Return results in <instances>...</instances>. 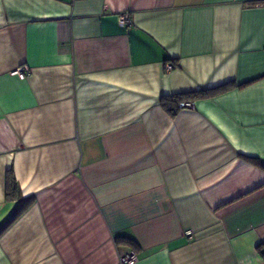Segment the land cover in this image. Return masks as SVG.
<instances>
[{
	"label": "crops",
	"instance_id": "1",
	"mask_svg": "<svg viewBox=\"0 0 264 264\" xmlns=\"http://www.w3.org/2000/svg\"><path fill=\"white\" fill-rule=\"evenodd\" d=\"M262 242L264 0H0V264H264Z\"/></svg>",
	"mask_w": 264,
	"mask_h": 264
},
{
	"label": "trees",
	"instance_id": "2",
	"mask_svg": "<svg viewBox=\"0 0 264 264\" xmlns=\"http://www.w3.org/2000/svg\"><path fill=\"white\" fill-rule=\"evenodd\" d=\"M227 87H229V84L220 85L218 87H214L210 89H200V90L163 95L160 98V104L169 114L173 115L179 108V103L181 101H188L186 99L203 98L209 95H213L224 90ZM6 177H7V186H6L7 194L14 196L17 193V185L14 176L12 175L11 172H8Z\"/></svg>",
	"mask_w": 264,
	"mask_h": 264
},
{
	"label": "built area",
	"instance_id": "3",
	"mask_svg": "<svg viewBox=\"0 0 264 264\" xmlns=\"http://www.w3.org/2000/svg\"><path fill=\"white\" fill-rule=\"evenodd\" d=\"M118 21L123 25H129L131 23L130 14L128 12L120 13L118 16ZM172 65L168 64L166 68H171ZM28 72V66L26 64L20 65L17 67L12 73L18 75L19 78H24L26 73ZM180 107L190 108L193 106L192 101H181L179 103ZM184 234L188 237H192L193 232L191 229H186ZM262 253H264V242L261 243ZM138 260V253L136 250L131 249L128 251H124L119 253L118 262L119 264H134Z\"/></svg>",
	"mask_w": 264,
	"mask_h": 264
}]
</instances>
